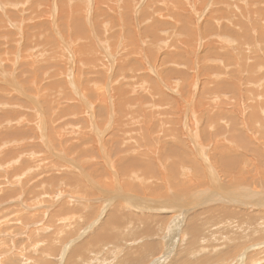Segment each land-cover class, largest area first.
Segmentation results:
<instances>
[{
    "label": "rangeland",
    "instance_id": "rangeland-1",
    "mask_svg": "<svg viewBox=\"0 0 264 264\" xmlns=\"http://www.w3.org/2000/svg\"><path fill=\"white\" fill-rule=\"evenodd\" d=\"M2 1L4 4L8 3L6 0ZM87 1L78 0L76 2L86 10L91 9L90 12L93 13L91 19L88 18L89 21L83 25L87 31H93L91 35L96 38L93 39L96 47L99 44V49H104L103 51L107 57L113 58L115 62L114 71L112 70L111 77L109 76L111 81H115V86H110L109 92L114 95V100L117 101L121 98L123 105L126 103L129 108H132L133 115H130V118L135 117V122L127 121L123 126L125 133L132 131V133H126L129 138H126V142L123 141V144H132L140 153H143L147 161L154 162L151 166V172L153 168L166 175L169 172L166 176H169V184L164 188L160 187L161 183L158 182L159 172L156 173L154 178L151 176L152 179H148L141 171L134 170L136 175H129L125 180L132 187L138 188V191L122 189L123 192L121 193L124 194V198L122 194H118V196L116 194L112 197V192H109L110 196L108 194L103 195V192L100 193L97 190L98 188L96 189L93 185L104 188L103 181L99 177L92 176L89 171L87 172L86 166L81 163L87 159L85 160L86 163H93L94 166L99 168V159L97 155H94L93 158L89 157L90 154L81 158L79 148L81 150L89 148L91 151H96V144L92 142L91 137L93 136L97 140L98 133H100L101 137L104 135L102 137L104 142L112 141L110 148H105L106 154L109 155L110 149L117 146V139L110 140V138L113 137L115 122L121 118L120 113L116 111L117 117H114L107 128H103L99 132L100 125L98 122L95 124L97 129H93L87 126L82 127L86 124L78 119H82L85 123L91 119L90 115H87V112L90 111L84 105L87 101L94 106L98 105L93 95L85 92L86 95H82V97L84 96V104L80 103L82 101L78 102L77 99L81 97V93L78 91L76 93L70 83L65 85L59 96H53L48 92L47 94L53 98L51 108H56L57 104L63 101L65 107H67L64 109H70V117L73 118V115H75L74 118L79 121L78 127H57L55 133L57 139L65 137L73 144L70 150L63 153L69 162L66 163L70 164L71 173L62 174L65 169L59 171L54 167V162L43 160L42 154L36 155L38 160L35 165L38 168L33 171L30 169L26 173L24 170V173L22 171V175L19 176L21 180H17L22 182V180L27 181L26 179L29 178L27 182L30 186L28 185L27 188L32 187L35 181H40V183L34 191H29L24 195L25 200L30 201V204H34L32 210L27 209L29 208L28 205L27 208H22L23 213L30 215L26 218L21 217L23 222L19 229L23 230L25 228V230L19 234L13 233L12 236H15L14 241L11 239L12 236L3 235L0 237V264H264V207L262 205L247 207L243 205L244 203L241 204V200L229 194L230 192L240 191L241 194H235L243 196L242 194L245 193L244 197H247L249 193L257 194L264 190V114L261 113L264 112V109L259 110L262 106L264 108V0H131L130 13H127L128 11L122 12L124 9L121 7L120 15L115 8L116 1H114L113 5L111 4V11L105 14V19L99 15V17L96 16L98 19L94 17L95 7L98 4L97 0ZM101 1L106 2V0ZM121 1L127 2L126 0ZM162 1L167 4L170 11H167V7ZM25 2L27 3V1ZM29 2L32 3H29L31 8L27 3L26 8L28 10L26 12L16 10L15 14L20 17L24 16L25 21H29L30 17H34L36 22H41L40 12L49 9L52 16L47 18L50 19L53 31L57 32L61 29L56 22L60 8V6L56 7V0H30ZM72 4L73 6L70 7H74V3ZM33 8L38 11L34 13ZM137 8L139 11H136ZM123 13H125V16L128 14L129 24H112L115 14L121 20L123 17L121 14ZM100 20L102 23H98ZM124 22L126 23L125 19ZM2 23L7 24L6 30L10 29L8 28L7 13L6 17L2 18ZM159 23L164 24L161 26ZM109 24L115 26L112 29L118 31V36L123 32L120 37L121 45L124 46L125 44L124 37H133V39L126 40L127 43L133 41L129 49L135 48L139 42L143 43L140 44L145 56L143 54L140 57V54L128 53L125 46L123 50L121 45L113 49L112 45H115L114 42L118 43V41L114 33L105 32V29L108 30L111 27L108 26ZM17 25L19 24L17 23ZM16 26L12 29L17 32V38L13 39L6 34L8 35V37L5 36L6 39L3 37L0 39V47L14 45L11 41L19 39ZM74 29V27L71 28L72 33L75 31ZM33 30L35 34L39 33L42 38L39 46L34 44V47L33 44H30L28 52L31 53V50H35L37 62L42 65L43 70L48 71V75L52 74L54 76L56 68H60L63 64L69 68L72 54L74 57L72 59L77 62L78 54L75 51L77 48H73V46H77L79 41L74 42L75 37L67 36L66 31L64 34V29H61V34H64H62L64 42H67L66 44L71 48L70 50H73V53L68 54L67 49L62 47L64 55L61 60H58L57 57L51 58L49 56L58 53V47L53 39L55 36L53 34L52 37L49 36L48 32L44 34V29ZM1 32L6 33L5 29ZM20 32L22 33V31ZM99 33H106L107 36L105 37L108 40L103 41L104 38L102 39L98 35ZM197 39L200 40L199 43ZM35 41L39 43L38 39H35ZM175 42H183V45L180 46L183 50L179 51L176 48L177 45L174 44ZM20 43L22 42L20 41ZM186 43L190 46L191 44L197 45V53L200 57L199 63L201 62V56L206 57L208 61V63H204L203 60L201 68H199L200 83L196 91L194 87L190 86V72L186 69L188 68L186 60L182 58L179 63L170 59V56L177 52H181V55L189 53L190 47L188 46V49L184 48L187 47ZM240 45H242L243 54L236 49H240L238 47ZM109 47L111 48L109 49ZM212 48L214 49L213 53H217L216 56H213L215 54L212 53ZM145 57L147 60H145ZM115 58L124 60L122 65H117L116 62L118 61ZM125 58H130L127 62L129 64L135 61L133 65L129 66L130 69L136 70L134 66L137 64L140 66L142 62L148 68V71L144 69L145 73L138 76L140 78L137 82L133 77L118 76L117 78V75H115L116 67L126 64ZM211 58L213 59L211 60ZM163 59L167 62L163 63ZM161 61L163 62L161 63ZM149 62L157 64L159 70L157 73L150 70ZM72 69L74 70V67ZM81 69L82 78L80 79L82 80L78 79L77 83L84 81L85 77V81L95 77L88 72L89 76L86 74L88 70L84 71V69L87 68L82 67L80 71ZM255 70L257 71L255 72ZM76 76H78L77 73ZM53 79L57 82L64 81V77H61V75L53 77ZM149 79L152 82L156 81L154 83L161 81L162 84H165L164 87L160 83L157 84L161 89L163 88L162 90L165 93L160 97L165 95L167 98L164 103H161L159 96L155 99L156 93L154 91L149 95V91L146 92L145 89L141 88L146 81L150 82ZM213 82H216V84H213ZM98 83L99 80L97 83H92V85L83 82L81 92L83 93V89L89 92H98V87H100ZM119 85L120 89H115ZM149 85L153 84L150 82ZM136 88L137 90H135ZM188 88L193 92H188ZM37 93H40V91H37ZM187 99L192 101L189 112L181 108ZM38 100L41 102L39 97ZM219 102L222 105L226 104V107H217ZM155 103L159 106L155 107ZM44 106L47 108L46 104ZM78 106L84 108H78ZM119 108H122V106L119 105ZM238 109L244 113L240 115ZM141 113L147 115V120L142 121L144 122L143 126L140 125L139 120V114ZM252 113L255 115L259 113L257 114L258 117L254 115V118L251 119ZM98 114L96 112L95 117H98ZM151 114H153L152 117ZM216 114L219 120L214 118V116H217ZM153 118L156 120H153ZM225 119L226 121H224ZM242 122H246L247 128L243 127ZM81 123L82 126H80ZM219 126L225 132L222 131L223 129L219 130ZM223 126L225 128L230 127V129H225ZM239 130L244 132L241 133ZM216 131H218V134H214ZM229 131H231L229 137L233 135L236 138V143L230 140L233 143L232 147L226 138ZM245 137L249 142H245L246 147L238 146L240 144L244 145ZM239 142L240 144H238ZM28 143L31 146L34 144L33 142ZM225 148L229 150L233 148L235 153L230 154L229 157L227 150L225 152L221 151ZM54 150L51 149V153L56 152L60 155L57 147ZM56 154L54 156L49 153V156L59 161H66L57 158ZM236 156L240 158H238L239 162L237 164L234 161ZM29 157L33 160L32 156ZM110 157H113V154ZM121 157L123 158V156ZM78 158L83 160L81 162L78 160V163L76 161ZM76 164L79 166H76ZM71 165L73 167H70ZM172 166H175V168L171 171ZM175 170L179 172L178 178L173 174ZM73 172L77 176L72 175ZM68 174L72 176L68 177ZM173 176L176 180L179 179L176 181L178 184L180 183L178 186L171 185ZM69 178L82 182L80 184H84L83 187L81 185L76 186L72 180L68 182ZM227 182L230 188L225 186ZM87 184L89 185L86 186ZM248 185H255V189L252 188V192L247 194L242 189ZM192 186H195L194 189ZM175 188L177 189L175 190ZM162 189L168 191L166 193L168 197L164 193L161 194ZM106 190L111 191L109 188ZM147 190H155L159 195H150ZM115 192H120V190ZM109 198L112 199L109 200ZM116 199L120 204L116 203ZM230 200L240 202L238 205L230 207L228 206ZM0 203H2L0 205L2 206L0 207L1 211H5L3 216H9L10 214L7 211L12 203ZM225 204H228L229 208ZM241 207L243 208L242 211ZM230 208L232 210H228ZM258 210L260 211L258 212ZM112 211L115 212L114 217L109 215L112 214ZM47 212L52 214L50 215ZM183 212L186 215L182 214ZM226 213L227 215H225ZM229 214L234 215L228 219ZM244 217L248 219L245 221ZM108 219L113 220V222L109 223ZM114 220H117L116 223H114ZM30 221L32 222L29 227L23 226ZM33 221L38 222L32 224ZM30 230L34 232L31 233Z\"/></svg>",
    "mask_w": 264,
    "mask_h": 264
},
{
    "label": "bare ground",
    "instance_id": "bare-ground-1",
    "mask_svg": "<svg viewBox=\"0 0 264 264\" xmlns=\"http://www.w3.org/2000/svg\"><path fill=\"white\" fill-rule=\"evenodd\" d=\"M6 1L8 2V3L5 2L6 4H4V2L2 0L0 1V11H1V18H0V24H1V26H0V39H1V37H3L4 39H6V37H8V35L11 38L16 39L17 38V32L14 31L15 29H12V28L15 27L17 25V23L19 24V25L16 26V28H18L17 31L19 32V37H18L19 39L16 40V41H11L14 45H10V46H7V47H0V53H1V55H0V202L12 203V205H10V207L7 206L8 207V211H7V209H5L10 214L7 217L6 216H3V214L5 213V211L3 212L0 209V234H2V235H0V237H2L3 235L12 236L13 233H15V232L19 234L21 231L23 232L25 230V228L23 230L22 229H19V228H21L20 226L22 225V222H23L22 219H21V217L22 218H26L29 214L23 213L22 212V208H27L29 206V208H27V209H29V210L31 209L32 210L34 204L33 203L30 204V201L25 200L24 199V195L27 194L29 191L30 192L34 191L35 187L37 185H39L40 181H38V180H37L38 182L35 181L32 184V187L27 188L28 185H29V182H27V181H29V178L26 179L27 181H25V180L23 181L22 180V182H21V181H19V180H21V179H19L20 178L19 176L22 175V171L23 170L26 173L30 169H31V171H33L34 169L38 168L35 165V163L38 160L37 159V156H36L37 154H42L43 155V160H45V161L54 162V167L57 168V169H59V171H61V169H65L64 171L62 170L63 171L62 174L67 175L68 172L71 173V170L69 169V165L70 164L68 165L66 163L68 161L64 157L65 155H63V153H65L66 151L70 150V148L73 146V144L71 143V141L68 138H65V137H62L61 139H57L55 133H56V128L57 127H73V128H76V127L79 126V121L74 118L75 115H73V118L70 117V113H69L70 109H64V108H67V107H65V105H64L65 102H63V101L62 102H59L57 104L56 108H51L50 105H51V103L53 101V98L50 97L49 94H47L48 92H50L53 96H59V94L62 93L61 91L64 90L65 85L68 84V83H70V84L73 85L76 93H78V92L81 93V97L77 99L78 102L82 101L80 103L84 104V99H83L84 96L82 97V95H86L85 92L86 93H89L90 95H93L95 97V102H98V105L97 106H94L89 101L86 102V104L84 105V107L89 109L90 112H87V115L88 116L90 115V118L91 119H89L88 122L85 123L82 119L78 118L79 120H81L80 122H83L84 124H86V125L82 126V123H81L80 126H82V127L87 126L89 128L92 127L93 129H97L96 128L97 125H95V124H96V122H98V124L100 125V130H98V131L101 132V130L103 128H107L108 127V124L111 123L114 120V117H117L116 111H118L120 113V114L119 113L118 114L121 116L120 120H117L115 122V125L116 126H114L113 137H111V138L109 137L110 140L117 139V142H116L117 143L116 144L117 146L114 149L111 148L110 149V153H109V155L111 154L110 156H112V154H113V157H110L108 154H106L107 151L105 152V148H107V147L110 148V145H111V142H112V141L104 142V138H102V137L104 136L103 133L105 131L102 133V135H103L102 137H101V134L98 133L97 140L94 139L95 137L94 138H93V136L91 137L92 142L94 144H96V151H91L89 148H87V150H81L78 147L79 148V155H80L81 158H84L83 156L90 154V155H88L89 157H92L93 158L94 155H97V158L99 159L98 162H99V166L101 168L100 167L98 168V166L97 167L94 166L93 163H86L85 160H87V159H85L84 161H82L83 159H80L79 160V158H78L76 160L77 162H78V160H79V162L82 161L81 163H83L86 166L87 172L89 171V173L92 174V176H94V177H99L103 181V183H104V188L103 187H100V186H94V185H93V187H96V189L98 188L97 190H99L100 193L103 192V195L104 194H108L110 196V193L109 192H112L111 193L112 194V197L114 195H116V194H117V196H118V194H122V197H123L124 194L121 193V192H123L122 189H125V190L128 189V190H132V191H138L137 190L138 188H135V186L132 187L130 185V183L128 184V182L125 180V178H127L129 175H132V174L136 175L135 174V171L136 170H137V172H140L141 171L145 175V177L148 178V179H152L151 176H153V178H154L155 175H156V173L159 172L160 175H159L158 182H159V184L161 183L160 184V187H163L164 188L165 186H167L169 184V176L168 177H166V176L169 174V172L166 175L163 172L157 171V169H155V168H153V171L151 172V166H152V164L154 162L147 161L146 160V157L143 155V153H140L139 150L136 149V148H134L132 144H127V143L123 144L124 143L123 141L126 142L125 139L126 138H129L126 133H132V131H129V132H126L125 133V131L123 129V126H124V124L127 121H134L135 122V117L133 119L130 118V115H133L132 108H129L126 103H124V105H123V100L121 98H119L117 101L114 100V98H113L114 95H112L109 92V87L110 86H113L115 84V81H111L110 78H109V76L111 77L112 70L115 68V62H114V59L113 58L110 59V58L107 57V55L103 51L104 49L103 50H101V48L99 49V47H98L99 44H97V47H98V49H97L96 45L93 43L95 41L93 39H96V38H94L91 35L93 33V31H91V30H88L87 31L85 29L84 25H83L84 23H87L89 21V19H91L92 14H93L92 12H90L91 9L90 10H86V9L82 8V5H80L79 3H76L78 0H56V7L60 6V8L58 10L59 15H58V18H57V21H56L57 22V25L61 29H64V34H65V31H66V35L67 36H70V37L73 36V37H75V41L74 42L79 41L77 43V46H73V48H77V50H75V51L78 54V56H77V62H75V60L72 59V57H73V54H72L73 53V50H70L71 48L66 44L67 42L66 43L64 42V39L62 37V34L63 33L61 34V29L60 28H58L60 30H57L56 29L57 32L53 31V26H52L51 22L49 21L50 19L47 18L48 16L49 17L52 16V15H50V10L49 9H45L44 11H41L40 12L41 22H36L35 19H34V17L33 18L30 17L28 19L29 21H25V19L23 18L24 16L20 17L19 15L17 16V14H15V13H16V10L26 12L28 10L26 8L27 3H28V6H29V3H31V2H29L30 0H25V1H27V3L24 0H22V2H20V0H6ZM35 1H38V0H35ZM90 1L88 0L87 2H90ZM114 1H116L115 8L119 11V15H120V13L122 11V8L121 7H123V9H124V11H122V12L128 11L127 13H130V10H131V8H130L131 0H126L127 2H124V1H121V0H108V2L106 0V2L105 1L102 2L101 0H97V3L98 4H96L95 13H94L95 14V16H94L95 19H98V18H96V16H98V15L104 17V19H105V14L106 13H109L111 11V4L113 5V2ZM141 1H143V0H141ZM72 3H74V7H70V6H73ZM164 5L167 7V4L164 3ZM126 6L129 7L130 9L127 8ZM29 7L31 8V6H29ZM125 7H126V10H125ZM161 7H162V5L160 6V8ZM6 8H10V9L7 10ZM197 8L199 9V7H197ZM137 10L139 11L138 8L136 9V11ZM168 10L169 9L167 7V11ZM37 11L38 10H36V9L33 8V12L34 13H36ZM147 11H148V9H147ZM6 13H7V16H8V22H9L8 28H10L9 30H6L7 28H5L7 26V24L2 23V18L3 17H6ZM17 13H19V12L17 11ZM52 13H54V12H52ZM165 14L167 15L166 11H165ZM121 15L123 17L120 20L119 17H118V15L115 14V17H114V20H113L112 24H114V25H117L119 23H121L122 25L129 24L130 21L128 19V14H126V16H125V13H123ZM194 15H195V13H194ZM69 18H71L70 21H69ZM51 19H53V18H51ZM124 19L126 20V23L124 22ZM98 23H102V21L100 20ZM164 23H161V24L159 23V24L162 26ZM114 25L109 24L108 26H111V27H109L108 30L105 29L106 30L105 32H109V33L112 32V33H114V36L117 38V41L119 43L118 44L116 41L115 42L113 41L115 43V45H112V47H114L113 49H116L117 46L121 45L120 43H122V41L120 40V37L122 36L123 32L121 33L120 36H118V31H116L115 29H112ZM73 27L75 28L74 29L75 31L72 33L71 28H73ZM94 27H95V25H94ZM4 29H5V32L6 33H4V32L2 33L1 32L2 30L4 31ZM33 29H37V30L44 29L43 30V33L44 34L46 32H48L49 33V36H51L52 34H53V36H55L53 39L55 40L54 42L56 43V45L58 47V53L55 54V55H54V53L51 54V55H49V56H51V58L57 57L58 60H61V58L64 55L62 53L63 52V48H66L67 49V53L68 54H72V56L70 58V61L71 62H70V65H69L70 67L69 68L65 64H63L60 68H56V74L54 76L52 74L48 75V71H45V70L42 69V65L40 64L41 65L40 66L39 63L36 60L37 55H35V50H31L32 51L31 53L28 52L29 49H30V47H29L30 44H33V45L35 44V45H38L39 46L40 45V40L42 38V36L39 33L35 34V32H34ZM262 29H263V27H262ZM155 30H156V28H155ZM20 31H22V33ZM181 31H183V29H181ZM6 34H8V35H6ZM37 35H39V36H37ZM98 35L102 39L104 38L103 41L108 40V38L105 37V36H107L106 33H99ZM94 36L97 37L96 35H94ZM236 36H238V35H236ZM67 38H69V37H67ZM124 38H125V40H124L125 41L124 46H125V49L128 50V53H131V54H134V53L135 54H140V57H142L144 53H143V49L141 47V44H143V43L139 42V44H137L135 46V48L129 49V47L131 46V43L133 44V41L130 42V43H127L126 40L127 39H129V40L130 39H133V37H124ZM35 39H38L39 40V43H37L35 41ZM73 39H71V40H73ZM20 41L22 43H20ZM142 41H144V40H142ZM199 41L200 40H198V43H199ZM32 42H34V43H32ZM80 42H83V43H80ZM55 43H54V45H55ZM144 43H145V41H144ZM146 44H147V42H146ZM174 44L177 45L176 48L179 49V51L180 50H183L182 47H180V46L183 45V42H179V43L178 42H175ZM35 45H34V47H35ZM108 45H110V44L108 43ZM121 46H122V48L124 47L123 45H121ZM186 46L187 47H184V48H187L188 49V46L191 48V49L189 48V53H186L185 54L186 56L185 55H181V52H177L174 55L170 56V59L175 60L174 62H179L182 58H184L186 60L187 65H188V68H186V69H187L188 72H190V80H191L190 81L191 82L190 83V86L194 87L195 88V91H196V90H198L197 86H199V83H200V77H199L200 73L198 72L199 71V68H201L202 61L203 60H204L203 61L204 63H208V61H207V58L206 57H204V56L202 57L201 56V62L199 63L200 57L198 56V53H197V45L191 44V46H190L188 43H186ZM201 46H202V44H201ZM57 47H56V49H57ZM133 47H134V45H133ZM211 47H213V46H211ZM238 47L240 49H238L236 47L235 48L239 52L242 53V45H240ZM110 48L111 47H109V49ZM34 49H36V48H34ZM123 50H124V48H123ZM212 50H213L212 51V53H213L214 52V49L212 48ZM119 51H121V50H119ZM207 52H208V50H207ZM209 53H211V51H209ZM213 54H215V53H213ZM112 55H114V54H112ZM216 55H217V53L215 55H213V56H216ZM144 56H145V54H144ZM245 56H246V54H245ZM115 59L118 61V62H116L117 65L118 64L119 65L120 64L122 65V63H123L124 60L123 61L122 60H119V58H115ZM129 59L130 58H125L126 64L124 66H118V68L116 67L115 71L116 70L117 71L114 72V73H116L115 75H117V78H118V76L119 77L120 76H123V77H126V76L133 77V78L136 79L135 81L137 82L138 79L140 78L138 76L139 75H142L143 73H145L144 69H146V71H148V68L146 67L145 63L142 62L140 64V66H138V64L134 66V68L136 70L130 69L129 66L130 65H133L135 63V61L132 62L131 64H129V63H127L129 61ZM212 59L213 58H211V60ZM145 60H147L146 57H145ZM163 61H161V63L162 62L165 63L166 60L163 59ZM258 66L260 67V65H258ZM73 67H74V70L72 69ZM82 67L87 68V69H84V71L85 70H88V71H86V74L90 73V74L94 75L95 77L93 79H91V80L85 81V78L86 77L84 76L85 77V78L83 77L84 78V81L77 83L78 79L82 78L81 77L82 69L80 71V68H82ZM125 67H127V68L125 69ZM67 68H68V70H67ZM149 68H150V70L152 72H155V73H157L159 71L157 69L158 66H157L156 63L149 62ZM77 70H78V72H77ZM160 70H161V68H160ZM54 71H55V69H54ZM256 71L257 70H255V72ZM76 73L78 74V76H76ZM59 75H61V77H64V81L57 82V81H55L53 79V77H56V76H59ZM69 76L72 77L74 80L72 78H70ZM88 76H89V74H88ZM88 76H87V79H88ZM50 77H52V78H50ZM205 77H206V75H205ZM255 77H257V76H255ZM141 78H144V77H141ZM184 78H186V77L184 76ZM80 80H82V79H80ZM98 80H99V83H98L99 85L98 86H100V87H98L99 88L98 89V92H89V91H87L85 89H83V93L81 92V88L83 87V82H88L89 84L92 85V83H95V82L97 83ZM149 81L153 85H149L150 82H147L146 81L147 85H146V83H144L143 84L144 86L141 87L142 89H145L146 92L149 91L148 92L149 95H150V93H152L154 91L156 93L155 99H157L158 96L160 97V95L165 94L164 91L162 90L163 88L161 89L157 85L159 83L162 84L161 81H159V83H154L156 81H153L152 82L150 79H149ZM213 84H216V82H213ZM164 85L165 84H162L163 87H164ZM116 88H119L120 89V85L118 87H115V89ZM23 89H25V90H23ZM135 90H137V88ZM187 90H188V92H193L189 88ZM253 90H255V89H253ZM37 91H40V93H37ZM30 92H31V94H30ZM251 92L253 93V91H251ZM194 93L196 94V92H194ZM189 94L191 95V93H189ZM217 94H219V93H217ZM38 97L41 99V102L38 100ZM138 97H139V95H138ZM88 98H91V97H88ZM193 98H194V96H193ZM43 99H45V101H43ZM166 99L167 98L165 97V95L161 96L160 97L161 103L162 102L164 103V100H166ZM156 102H157V100H156ZM247 102H248V100H247ZM69 103H71V102H69ZM157 103L154 104L155 107L159 106V104H157ZM197 103H198V101H197ZM224 103H226V102L224 101ZM45 104L47 105V108H45V106H44ZM116 104L121 105L122 108H119V105L117 106ZM191 105H192V101L190 99H187L186 101H184V104L182 105L181 108H184L186 112H189V108L192 107ZM225 105H222V103L219 102L218 106L217 105H215V106L222 107L223 108V106H225ZM84 107L83 106H78V108H84ZM95 107H98V108H95ZM135 107H136V104H135ZM262 107L259 108V110L260 109L263 110L264 108H262ZM197 108L199 109V107H197ZM124 110H126V111L124 112ZM100 111H101V113H100ZM96 112L99 113L98 114V117H95ZM239 113L241 115L244 112L241 111V110H239ZM261 113L264 114V112H261ZM209 114H210V112H209ZM220 114L222 115V113H220ZM257 114H259V113H257ZM257 114L255 115L254 113H252V115H251L250 118L253 119L254 118V115L258 117ZM152 115L153 114H151L150 116L152 117ZM139 116H140L139 117L140 125L143 126L144 122H142V121L147 120L146 119L147 115H146V113L143 114V115L141 113V114H139ZM157 117L159 118V116H157ZM214 118H218V115L217 116H214ZM224 118H226V117H224ZM153 120H156V119L153 118ZM218 120H219V118H218ZM224 121H226V119ZM157 124H159V123H157ZM242 125H243L244 128H247V126H248V125H246V122H242ZM225 126H227V125H225ZM225 126H223V127L225 128ZM219 127H220L219 130H222L223 129V128L221 129V126H219ZM226 128H229L230 129V127H226ZM234 128H235V126H234ZM222 131L225 132L224 129ZM239 132L242 133L244 131L243 130H239ZM230 133H231V131H229L228 136L226 138H227V141L230 143V146L232 147V144H233L232 142H235L236 143V138H234L233 135H231V137H229V134ZM214 134H218V131H216ZM105 135L107 136V134H105ZM244 135H245V133H244ZM238 139H240V138H238ZM230 140L232 142H230ZM28 142H33L34 144L31 146ZM245 142L246 143H249L248 140H247V137H245L244 145H241L240 142H239L238 144H240V145H238V146H240V147H243V146L246 147L247 144L245 145ZM55 147H57V150L60 151L59 152L60 155L59 154H56L57 151L54 150ZM233 148H235V147L233 146ZM233 148H230L231 150L225 148V149H221V151L225 152V150H227V154L230 157V154L235 153V152H233V151H235V149H233ZM51 149H53L56 152L55 153H51ZM76 150H77V147H76ZM257 151H258V149H257ZM48 152L50 153V155L51 154L52 155L56 154L57 155V158L59 157L61 160H66V161H64L65 163L63 161H59L57 159L50 158ZM133 152H135V154H133ZM29 156H32L33 160H31ZM121 156H123V158ZM238 156H240V155H238ZM120 157H121V159H120ZM85 158H87V157H85ZM238 158L239 157L236 156L235 157L236 160L233 159L236 164H237V162H239ZM114 162H115V166L116 167L114 166ZM11 164H13V165H11ZM76 166H79V165L76 164ZM70 167H73V166L71 165ZM173 168H175V166H172L171 167V171L173 170ZM80 169H82V168H80ZM24 171H23V173H24ZM176 171L177 170H175V172ZM175 172L173 174H175V176H177V178H178L179 172L178 171H177V173H175ZM80 173L82 174V172H80ZM74 174L76 175V173L73 172L72 175H74ZM83 174H85V173H83ZM70 175L71 174H68V177H71L72 176V175L71 176ZM175 176H173L172 179H171L172 182H173V183H171L172 186H174V185L175 186H178L180 184V183L178 184V182H176L179 179L176 180ZM33 178L34 177L32 176V179ZM17 179H19V180H17ZM32 179H30V180H32ZM71 180L73 181V183L76 186H80L81 185L80 183H82L80 181L78 182L77 180H75V179L73 180V179H70V178H69V181L68 182H71ZM256 181H257V179H256ZM85 182H83V183H85ZM254 182H255V180H254ZM226 184L227 185H225V186L228 187V188H230L229 187L230 185L228 184V182ZM82 185H84V184H82ZM88 185L89 184H87L86 186H88ZM235 185H236V183H235ZM225 186H223V187H225ZM251 186H253V187H251ZM192 187L194 189L195 186H192ZM236 187H238V186L236 185ZM108 188L111 191H109V190L107 191L106 189H108ZM252 188L254 190L255 189V185H248L246 187H243L242 190H243V192H246L248 194L249 192H252V190H251ZM176 189L177 188H175V190ZM116 190H120V192H115ZM162 190H163V192L161 194L164 193V195L166 197H168V195L166 194L168 191L166 189H162ZM144 191H146V190H144ZM147 191H148V193L150 195H153V196H155V195L158 196L159 195V193H157L155 190L154 191L147 190ZM230 191H232V190H230ZM125 192H128V191H125ZM143 193H146V192H143ZM235 193H240L241 194L242 192H240V191L235 192L234 191L233 193L230 192L229 194L231 196L236 197L238 200H241L242 201L241 204L244 203L243 205H245L247 207L248 206H258L259 207V205H262V207H264V190L263 191H260L257 194L256 193H252V194L249 193V196H247V197H244L245 196V193L242 194L243 196H241L240 194L237 195ZM119 196H121V195H119ZM110 199H112V198H109V200ZM116 200H117L116 203L120 204V202H118V199H116ZM166 200H167V198H166ZM230 201L231 202H230L229 205L228 204H225V206L227 208H229L228 206L233 207L234 205H238L239 202H240V201H233V200H230ZM163 202H164V200H163ZM1 204L2 203H0V205ZM118 204H116V205H118ZM160 204H161V202H160ZM162 204H164V203H162ZM0 207H2V206H0ZM98 209H99V207H98ZM240 209H241V211L243 210L242 207ZM228 210H232V208H230ZM246 210H249V209H246ZM259 211L260 210H258V212ZM7 212H6V214H7ZM47 213L50 214V212H47ZM111 213L112 214H109V215L111 217H114L115 216V214H114L115 212L112 211ZM229 213H231V212H229ZM182 214L186 215L185 212H183ZM225 215H227V213ZM233 215L234 214H229L228 215V219H230ZM29 217H30V215H29ZM108 218H109V216H108ZM34 219L36 220V218H34ZM243 219L246 221L248 218H245L244 217ZM25 220H27V219H25ZM108 220H109V223L113 222V220H110V219H108ZM116 221L117 220H114V223H116ZM31 222L32 221L27 222L23 226L27 228V227H29V225L31 224ZM36 222H38V221H33L32 224H36ZM30 232H31V230H30ZM33 232H31V233H33ZM14 238H15V236H12L11 239L13 240Z\"/></svg>",
    "mask_w": 264,
    "mask_h": 264
}]
</instances>
